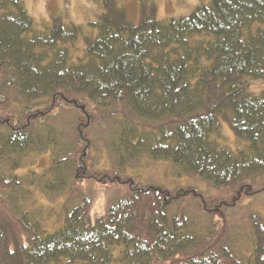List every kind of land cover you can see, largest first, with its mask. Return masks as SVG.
I'll list each match as a JSON object with an SVG mask.
<instances>
[{
  "label": "trees",
  "instance_id": "16d2710c",
  "mask_svg": "<svg viewBox=\"0 0 264 264\" xmlns=\"http://www.w3.org/2000/svg\"><path fill=\"white\" fill-rule=\"evenodd\" d=\"M106 4L74 58L80 27L57 18L37 30L23 0H0V112L18 109L0 115V264H264V215L246 213L252 246L242 252L224 213L264 195V90L250 93L264 79V0H212L166 21L144 6L137 24L115 0ZM63 107L79 113L72 134L53 123ZM99 118L115 126L116 171L89 161ZM223 123L249 147L222 145ZM34 155L48 156V166L24 175ZM144 156L224 194L212 205L198 187L121 174ZM90 183L126 193L93 218ZM36 192L61 202L54 231L44 227L54 209L26 208ZM191 200L210 214L208 228Z\"/></svg>",
  "mask_w": 264,
  "mask_h": 264
},
{
  "label": "rangeland",
  "instance_id": "374dc122",
  "mask_svg": "<svg viewBox=\"0 0 264 264\" xmlns=\"http://www.w3.org/2000/svg\"><path fill=\"white\" fill-rule=\"evenodd\" d=\"M28 9L29 14L35 22L37 30H44L52 25L54 19L60 18L64 24L69 26H77L81 28V33L77 43L70 45L74 58L84 55L87 47V40L92 39L97 34V29L92 26L97 23L100 16L107 10L106 0H23ZM118 7L126 11L129 20L138 23L144 6L156 8V17L160 21H166L170 18H179L192 13L195 7L209 4L212 0H115ZM264 90V79L253 80L251 82L250 93L259 95ZM17 104L13 103L9 111L1 110L0 115L3 118L7 116L17 115ZM58 116L54 117L53 123L57 131L69 134L74 131L75 119L78 117L77 110L73 108H61L57 111ZM78 120H82L79 117ZM84 120V119H83ZM113 120L99 118L89 130V137L92 141V149L89 155V161L96 171H116V161L114 154L108 148L112 139V130L115 128ZM223 135L225 142L222 145L233 151L245 150L249 147V143L235 136L227 123H223ZM68 140V137H66ZM50 159L44 155H34L27 158L23 163L22 173L25 175L27 171L41 172L48 166ZM122 175L131 176L143 184L165 185L171 189L198 187L203 190L204 194L209 197L210 204L215 205L219 202L224 193L209 188L210 184L204 180H197L191 176L180 173L178 167L175 168L167 161H153L149 156H144L138 162L131 164L122 170ZM25 177V176H24ZM83 189L92 192L95 198L92 210L93 218L103 215L108 204L125 195L124 188L117 186L103 187L100 184L90 183L84 184ZM84 192V193H87ZM38 193L34 194V202L27 200V209L31 205L42 207V211L47 215L52 209L56 212L54 216L47 217L44 227L49 231H54L57 224L53 227V217H59L61 202L54 195L39 197ZM193 213L197 212L200 219L205 222L201 226L205 229L210 225L209 221L204 220L205 216L210 214L203 211L198 202L191 200L190 207ZM38 209V208H37ZM258 211L264 215V195H257L251 201H246L239 207L225 210L227 220L228 236L232 239L235 247L242 252L250 250L252 246V234L250 227L246 224V213L249 211ZM208 214V215H207ZM194 216V214H193ZM209 217V216H208ZM212 217V216H211ZM206 218V217H205ZM214 218V216H213ZM221 225L222 221L216 217Z\"/></svg>",
  "mask_w": 264,
  "mask_h": 264
}]
</instances>
